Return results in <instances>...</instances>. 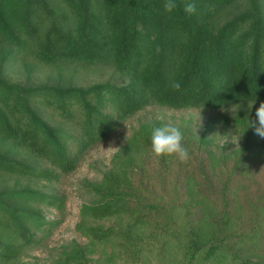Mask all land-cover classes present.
<instances>
[{"label": "trees", "instance_id": "trees-1", "mask_svg": "<svg viewBox=\"0 0 264 264\" xmlns=\"http://www.w3.org/2000/svg\"><path fill=\"white\" fill-rule=\"evenodd\" d=\"M15 63L28 76L109 67L120 82L13 83ZM262 103L264 0H0V264H26L45 244L65 197L42 187L75 173L128 120L151 107L217 115ZM162 123L140 124L101 179L85 182L82 241L53 264H264L259 120L240 118L243 145L221 158L210 125L198 137L181 128L187 157L153 155Z\"/></svg>", "mask_w": 264, "mask_h": 264}, {"label": "rangeland", "instance_id": "rangeland-1", "mask_svg": "<svg viewBox=\"0 0 264 264\" xmlns=\"http://www.w3.org/2000/svg\"><path fill=\"white\" fill-rule=\"evenodd\" d=\"M63 68L38 66L29 74L21 63L9 65L5 71L7 80L13 83L24 84L30 82L33 85L87 87L93 84L116 81L112 69L109 67L79 68L75 66H62ZM31 75V79L29 77ZM118 82H120L117 79ZM260 106L251 105L234 107L229 111L214 115L209 112L202 113L198 110L175 111L158 107H151L133 119L124 123L111 139L91 150L84 156L80 167L72 175L62 178L58 183L50 187H42L49 192L62 194L65 197V210L61 215L62 224L38 249L31 250L24 262L26 264H53L55 257L61 248L77 239L82 241L76 232L79 221L80 209L83 204L89 202L84 184L87 181H99L104 172L110 167L111 160L116 152L124 146L132 136L134 130L140 124L159 121L163 123H175L177 126L192 131L195 136H200L208 128L212 127L213 151L217 157L235 153L243 145L244 138L241 128L236 122L240 118H256V110ZM244 114V115H242ZM259 141L264 144V137L259 135ZM2 182L0 181V185ZM50 219H56L54 211H48Z\"/></svg>", "mask_w": 264, "mask_h": 264}, {"label": "clouds", "instance_id": "clouds-1", "mask_svg": "<svg viewBox=\"0 0 264 264\" xmlns=\"http://www.w3.org/2000/svg\"><path fill=\"white\" fill-rule=\"evenodd\" d=\"M173 7L174 4L169 2L167 8L171 10ZM185 11L189 14L194 13L196 11L195 3H188ZM256 115L260 124L256 131L261 137H264V103L256 110ZM150 150L157 157L173 155L180 158L187 157L188 149L184 143L181 127L172 122L153 126L150 132Z\"/></svg>", "mask_w": 264, "mask_h": 264}]
</instances>
